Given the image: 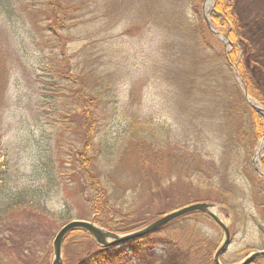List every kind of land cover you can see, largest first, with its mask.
<instances>
[{
	"label": "rangeland",
	"instance_id": "rangeland-1",
	"mask_svg": "<svg viewBox=\"0 0 264 264\" xmlns=\"http://www.w3.org/2000/svg\"><path fill=\"white\" fill-rule=\"evenodd\" d=\"M227 1L250 34L258 31L256 52L264 57V0ZM59 3V22L48 24L44 0H0V216H10L0 223V264H51L60 228L94 218L87 197L95 194L75 161L89 121L73 112L66 76L92 91L100 108L92 143L107 141L109 154L86 172L110 188L103 213L117 230H108L125 234L190 203L226 199L253 213L233 217L222 256L224 264L243 261L250 246L264 244L257 231L264 194L253 187L258 181L264 188L255 170L263 173L264 149L254 161L264 133L257 142L250 134L252 104L264 106L226 61L230 40L210 19L216 0L210 6L208 0ZM25 197L32 203L5 211ZM219 214L229 222L224 209ZM205 219L201 237L213 242L214 255L224 232ZM178 222L161 229L154 243L124 247L108 264H183L186 254L174 242L185 241L191 229ZM197 225L193 220L191 227ZM83 244L73 239L63 247L64 264H79ZM257 250L263 249L251 248Z\"/></svg>",
	"mask_w": 264,
	"mask_h": 264
},
{
	"label": "trees",
	"instance_id": "trees-1",
	"mask_svg": "<svg viewBox=\"0 0 264 264\" xmlns=\"http://www.w3.org/2000/svg\"><path fill=\"white\" fill-rule=\"evenodd\" d=\"M44 1L45 5L49 7L42 9L43 16L46 17L48 24H51V22L54 20L55 22L57 20L59 22L60 17L58 16V14L61 10L59 0L58 3L57 0ZM199 5V2L193 4L196 18H200L201 16ZM210 19L212 24L217 27L219 31L227 35L230 40V46L232 49L229 55L225 57L227 63L229 65L235 64L238 67L239 74L241 75L242 79L244 80L247 86L248 94L250 95V97L256 99L262 106H264V57H260L259 54L257 55L259 47L262 44V39H258V31L254 32L256 33L255 35L250 34L247 30L248 25H244L240 21L237 14L234 12L233 4L229 3L227 0H216V4L212 10ZM252 27L253 26H251V28ZM256 59H259L260 62L258 61L256 63H253V61H255ZM61 81L68 83L69 87H71V92L74 94V103H72L74 106L73 112L76 114L81 112V114L87 118V121H89V133L87 135V144L84 146L83 150L76 154L75 161L80 166L79 168L83 172V175L88 177V190L95 194V196L87 197V200L92 203L91 206H93L92 208L94 209L93 219L102 227L116 231L117 229L115 228V225H111L104 218L105 214L103 213L104 209L107 208V203L110 201L111 198L109 186H104L100 179L95 178L92 175L87 174L86 172L91 165L95 164V162L98 161L101 155L106 156L109 154L107 150L108 147L106 146L107 141L102 140V138L99 139L96 148L93 146L92 143L94 137V124H97V114L100 112V108L96 106L94 102L95 97L93 95V92H86L84 88L79 85L77 78L73 76V79H71V77L66 76L65 78L62 77ZM250 114V120L252 119V127L250 134L253 137L254 142H257L262 138L264 133V116L262 113H260L253 107H251L250 109ZM237 146L238 145H236L235 143L231 146V148L234 149V152L237 151ZM261 164L264 173V155L261 158ZM253 187L256 192H261L262 194H264V188L262 187V184L260 182L256 181ZM217 188L222 191L224 190L223 188L226 187L224 185H219V187ZM20 200H17L18 203L14 205L9 204L8 207L6 206L5 211L9 213L11 210H13L12 207L14 206H22L23 203L29 204L28 202L32 203L31 198L26 199L25 197L23 198V200ZM35 200L38 199L35 198ZM220 202V204L230 210L231 213L233 212V217L242 216L244 217V220H247L249 217H253V215H250L253 213H247L246 211L244 213L243 211H241L240 205L238 203H236V205L234 206L230 202H227L226 199H222ZM239 211H241V214ZM9 217L10 216L8 215L6 218ZM205 217L210 218L208 215L202 212L191 213L174 220L173 222L169 223L168 225L160 228L159 230L153 233L147 234L143 237L128 240L120 244L110 245L107 247H99L88 232L81 229H77L70 232L66 236L63 247L65 248L73 239H80L83 241L84 244L82 248L81 246L77 248L78 259L80 261L79 264H108L110 262L115 261L119 255L124 253V247H131L132 250L133 248L136 249V245L142 246L144 242L154 243L158 241L157 236L161 229H164L165 227L175 222L179 223L178 221L181 220L183 222L182 225L186 228L187 231L188 228L191 229L190 232H187L188 238L185 241H183L182 243H180L179 241L174 242L176 246H178V248L181 250V252H185L186 254L183 264H214V255H212L213 242L210 240H203L201 237V235H204V229L200 222L201 219H203V221L207 220L205 219ZM6 218L0 216V223L1 221L5 223ZM193 220L198 222V225L194 228L191 227ZM235 221L237 222L238 219H236ZM257 231L261 234L263 240L264 221L258 224ZM253 246L257 247L258 249H264V244H255ZM253 246H250V251ZM252 264H264V257L257 258L255 261H253Z\"/></svg>",
	"mask_w": 264,
	"mask_h": 264
},
{
	"label": "water",
	"instance_id": "water-1",
	"mask_svg": "<svg viewBox=\"0 0 264 264\" xmlns=\"http://www.w3.org/2000/svg\"><path fill=\"white\" fill-rule=\"evenodd\" d=\"M206 21L209 28L212 29L214 33L222 36L221 33L213 29L207 16H206ZM245 96L248 99V101L252 104L253 102L249 100L247 93H245ZM252 105L254 106L255 109L261 111L264 114V108H262L261 106H255L254 104ZM263 149L264 147L258 149L256 153L257 157L259 154H261ZM256 156L254 158L255 162L257 158ZM255 169L260 176H264L257 166H255ZM221 208L224 207L218 203L209 202V201H199V202L190 203L181 208L173 210L167 214H164L160 218L156 219L155 221L147 224L146 226L140 229L125 234H120L114 231H110L100 226L99 224L95 223L94 220L74 219L63 225L56 234L53 240V258L51 264H64L63 244L66 236L74 230L81 229L88 232L99 247H107L114 244H120L122 242L132 240L135 238L143 237L147 234L159 230L160 228L168 225L169 223L173 222L174 220L180 217L195 212L206 213L222 228V231L224 232V238L222 243L218 247L217 251L215 252L214 264H223L221 261V256L227 251L232 240V234H231L232 217L230 215V211L227 208H225V210L227 211V217L229 219V222L225 223L219 214ZM259 257H264V250L253 252L246 259H244L243 261L237 264H250L252 263V261H254L256 258Z\"/></svg>",
	"mask_w": 264,
	"mask_h": 264
},
{
	"label": "bare ground",
	"instance_id": "bare-ground-1",
	"mask_svg": "<svg viewBox=\"0 0 264 264\" xmlns=\"http://www.w3.org/2000/svg\"><path fill=\"white\" fill-rule=\"evenodd\" d=\"M211 2H212V0H208V6H210ZM263 145H264V139L260 143V146H263Z\"/></svg>",
	"mask_w": 264,
	"mask_h": 264
}]
</instances>
